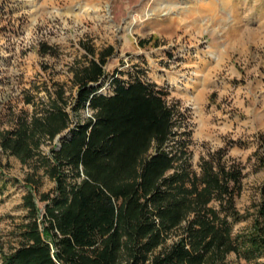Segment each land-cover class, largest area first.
I'll return each mask as SVG.
<instances>
[{
  "label": "trees",
  "instance_id": "obj_1",
  "mask_svg": "<svg viewBox=\"0 0 264 264\" xmlns=\"http://www.w3.org/2000/svg\"><path fill=\"white\" fill-rule=\"evenodd\" d=\"M86 50L91 58L74 75L71 102L60 87L40 115L21 116L12 129H2L0 115L2 154L34 163L56 184L40 195L42 212L32 193L25 196L29 220L2 264H229L231 255L264 264L260 220L234 232L246 220L236 206L242 170L221 149L192 171L187 144L175 142L189 136L180 134L187 116L168 92L137 75L113 79L114 93L100 94L114 48ZM259 212L263 218L264 205Z\"/></svg>",
  "mask_w": 264,
  "mask_h": 264
},
{
  "label": "rangeland",
  "instance_id": "obj_2",
  "mask_svg": "<svg viewBox=\"0 0 264 264\" xmlns=\"http://www.w3.org/2000/svg\"><path fill=\"white\" fill-rule=\"evenodd\" d=\"M86 47L114 48L100 94L114 93L113 79L137 75L168 92V103L187 116L180 134L189 136L175 142L187 144L192 171L200 173L202 161L223 149L224 160L243 172L236 206L246 220L234 232L257 220L264 227V0H0L2 129L40 115L60 87L71 102L74 75L91 58ZM0 165L2 264L29 220L25 196L32 193L42 212L39 197L56 184L34 163L1 151ZM228 263L247 264L235 255Z\"/></svg>",
  "mask_w": 264,
  "mask_h": 264
},
{
  "label": "water",
  "instance_id": "obj_3",
  "mask_svg": "<svg viewBox=\"0 0 264 264\" xmlns=\"http://www.w3.org/2000/svg\"><path fill=\"white\" fill-rule=\"evenodd\" d=\"M62 138H63V135L60 134V135L57 136L56 141L59 142Z\"/></svg>",
  "mask_w": 264,
  "mask_h": 264
}]
</instances>
